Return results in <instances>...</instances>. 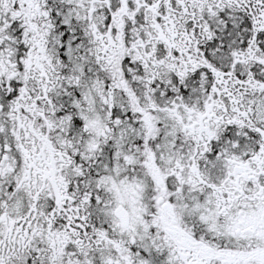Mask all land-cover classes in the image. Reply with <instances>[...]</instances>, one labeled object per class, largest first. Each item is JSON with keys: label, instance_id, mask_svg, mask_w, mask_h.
Instances as JSON below:
<instances>
[{"label": "snow or ice", "instance_id": "snow-or-ice-1", "mask_svg": "<svg viewBox=\"0 0 264 264\" xmlns=\"http://www.w3.org/2000/svg\"><path fill=\"white\" fill-rule=\"evenodd\" d=\"M0 264H264V0H0Z\"/></svg>", "mask_w": 264, "mask_h": 264}]
</instances>
